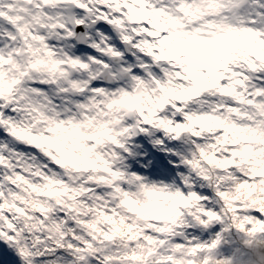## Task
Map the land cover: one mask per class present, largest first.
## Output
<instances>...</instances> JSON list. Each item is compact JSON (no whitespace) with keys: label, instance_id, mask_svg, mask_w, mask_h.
Returning <instances> with one entry per match:
<instances>
[{"label":"clouds","instance_id":"9594fccd","mask_svg":"<svg viewBox=\"0 0 264 264\" xmlns=\"http://www.w3.org/2000/svg\"><path fill=\"white\" fill-rule=\"evenodd\" d=\"M0 13V264H264V0Z\"/></svg>","mask_w":264,"mask_h":264},{"label":"rangeland","instance_id":"374dc122","mask_svg":"<svg viewBox=\"0 0 264 264\" xmlns=\"http://www.w3.org/2000/svg\"><path fill=\"white\" fill-rule=\"evenodd\" d=\"M171 159H172V158H171ZM172 160L175 161L174 159H172ZM166 163L169 165L170 172L173 171V170H174V169H173V166H172L171 164H169L167 161H166ZM141 171H142V169H141ZM153 171H154V170H153ZM157 171H158V172L155 171V173L153 172V174L156 175V174H159V173L161 172V171H159V170H157ZM221 228H222L221 225H217L214 229L211 230V232H205V233L203 234V236H202V239L208 240V239H213V238H215V235L221 231ZM233 230H235V229H233ZM208 234H209V236H208ZM235 234H236V233H235ZM235 234H234V235L232 234V236L229 237V240H233V239H235V238L237 237V234H236V235H235ZM232 248H233V245H231V244H224V245L222 246V248L220 249V251H221L225 256H228V255H231V253H232Z\"/></svg>","mask_w":264,"mask_h":264},{"label":"snow or ice","instance_id":"6c2138e0","mask_svg":"<svg viewBox=\"0 0 264 264\" xmlns=\"http://www.w3.org/2000/svg\"><path fill=\"white\" fill-rule=\"evenodd\" d=\"M0 15H2V13H0ZM237 227H238V228H243V225H238ZM216 243H219V241H215V242L213 243V246H215ZM4 258H5L6 264H7V262H9V261H13V260H14V258L11 257V255H10L6 250H5V252H4Z\"/></svg>","mask_w":264,"mask_h":264}]
</instances>
